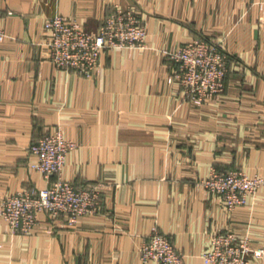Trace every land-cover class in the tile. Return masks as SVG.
I'll return each mask as SVG.
<instances>
[{
	"label": "crops",
	"instance_id": "crops-1",
	"mask_svg": "<svg viewBox=\"0 0 264 264\" xmlns=\"http://www.w3.org/2000/svg\"><path fill=\"white\" fill-rule=\"evenodd\" d=\"M134 5L145 48L105 51L93 78L49 60L47 20L95 32ZM0 24V202L49 186L29 148L56 129L77 144L63 178L103 195L101 213L72 227L41 213L30 234L16 233L0 216V264H155L141 254L155 229L181 264H207L217 233L264 247V185L229 211L200 184L213 168L264 177V0H0ZM201 38L221 43L229 71L224 93L196 104L165 52Z\"/></svg>",
	"mask_w": 264,
	"mask_h": 264
},
{
	"label": "built area",
	"instance_id": "built-area-1",
	"mask_svg": "<svg viewBox=\"0 0 264 264\" xmlns=\"http://www.w3.org/2000/svg\"><path fill=\"white\" fill-rule=\"evenodd\" d=\"M44 27L41 45L47 50L49 60L58 68L75 70L87 78L95 76L105 51L146 46L147 29L135 5L115 8L95 32L63 16L47 20ZM7 38L0 24V42ZM168 54L178 66L176 78L180 86L193 102L201 104L224 93L229 58L220 43L196 39ZM76 148L77 144L61 129L45 133L30 146L29 153L34 156L31 167L50 183L41 189L28 186L1 200L0 216L13 232L30 234L41 213H46L53 221L64 218L71 227L78 225L85 216L101 213L100 187H77L63 178L68 155ZM200 184L233 211L257 193L264 185V177H250L240 170L212 169ZM141 254L145 262L155 264H181L184 258L159 230L144 241ZM263 257L264 247H254L248 236L239 237L232 231L214 234L203 252L207 264H256Z\"/></svg>",
	"mask_w": 264,
	"mask_h": 264
},
{
	"label": "rangeland",
	"instance_id": "rangeland-1",
	"mask_svg": "<svg viewBox=\"0 0 264 264\" xmlns=\"http://www.w3.org/2000/svg\"><path fill=\"white\" fill-rule=\"evenodd\" d=\"M206 39V38H205ZM218 43H220V42H218ZM221 44V43H220ZM170 52H172V51H170ZM168 56H169V54H168V52H165ZM177 68H178V66H177ZM177 71H178V69H176V71H175V78H176V76H177ZM176 80H177V82H178V79L176 78ZM179 83V82H178ZM180 85V84H179ZM184 91V90H183ZM185 96L187 97V95L185 94ZM190 101H192L189 97H187ZM193 102V101H192ZM195 103V102H194ZM205 102H203V103H201V104H204ZM197 104V103H196ZM213 169H216V170H218L217 168H213ZM231 171H233V170H231ZM240 171H242V170H240ZM244 172V171H243ZM245 173V172H244ZM37 224H38V222H37ZM155 230H159V229H155ZM154 230V231H155ZM153 231V232H154ZM160 231V230H159ZM161 232V231H160ZM163 233V232H162ZM164 234V233H163ZM173 244V243H172Z\"/></svg>",
	"mask_w": 264,
	"mask_h": 264
}]
</instances>
